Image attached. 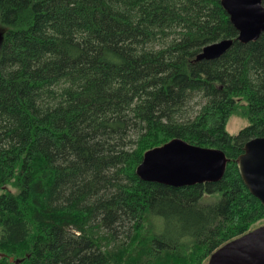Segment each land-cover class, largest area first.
Instances as JSON below:
<instances>
[{"label":"trees","instance_id":"obj_1","mask_svg":"<svg viewBox=\"0 0 264 264\" xmlns=\"http://www.w3.org/2000/svg\"><path fill=\"white\" fill-rule=\"evenodd\" d=\"M0 31V264H208L264 224L237 164L264 136V33L240 42L221 0H0ZM174 137L222 149L223 179H140Z\"/></svg>","mask_w":264,"mask_h":264},{"label":"water","instance_id":"obj_2","mask_svg":"<svg viewBox=\"0 0 264 264\" xmlns=\"http://www.w3.org/2000/svg\"><path fill=\"white\" fill-rule=\"evenodd\" d=\"M230 21L238 30V40L249 43L264 33L263 0H221ZM4 32L0 31V42ZM234 44L226 38L203 47L197 59H216ZM229 160L220 148L204 147L174 137L145 152L136 168L140 179L181 187L223 179ZM242 179L249 191L264 205V136L249 140L237 158ZM16 264L21 259L10 258ZM208 264H264V224L228 241L209 258Z\"/></svg>","mask_w":264,"mask_h":264},{"label":"rangeland","instance_id":"obj_3","mask_svg":"<svg viewBox=\"0 0 264 264\" xmlns=\"http://www.w3.org/2000/svg\"><path fill=\"white\" fill-rule=\"evenodd\" d=\"M246 124H247V121L244 120L243 118H240L238 116H233L229 120L227 129L232 134H236V133H238L239 129L242 128L243 126H245ZM211 200L212 199L210 198V196L206 199V201H211ZM260 224H261V222H260Z\"/></svg>","mask_w":264,"mask_h":264},{"label":"flooded vegetation","instance_id":"obj_4","mask_svg":"<svg viewBox=\"0 0 264 264\" xmlns=\"http://www.w3.org/2000/svg\"><path fill=\"white\" fill-rule=\"evenodd\" d=\"M263 225V224H262Z\"/></svg>","mask_w":264,"mask_h":264}]
</instances>
